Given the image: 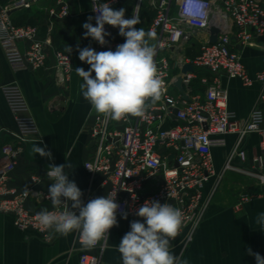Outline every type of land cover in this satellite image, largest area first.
<instances>
[{"label": "built area", "instance_id": "built-area-1", "mask_svg": "<svg viewBox=\"0 0 264 264\" xmlns=\"http://www.w3.org/2000/svg\"><path fill=\"white\" fill-rule=\"evenodd\" d=\"M125 0H95L96 4L109 3L117 9ZM143 0H138L141 6ZM93 0H91V3ZM155 9L148 31L156 33L157 48L155 63L165 88L161 101L149 108L145 118L129 116L121 121L105 119L93 109L89 116L87 130L90 135L91 157L84 166L89 174V189L106 188L107 194H115L120 206L117 215L127 212L133 219L146 200L169 203L182 211V231L197 227L202 213L203 189L216 175L213 146L216 139L227 134L237 136L233 150L227 157L225 170H234L264 187V72L249 75L242 62L238 47L254 45L264 37V0H149ZM29 7L30 2L19 0L11 7L0 5V47L9 66L14 71L38 70L45 66L51 42L40 35L37 25H19L11 18V10ZM95 22V13L92 10ZM51 17L64 18L69 15V6L60 2L50 10ZM226 17V18H225ZM96 23V22H95ZM216 26L221 33L214 43L209 42V28ZM110 33L107 43L96 41L95 50H115L123 43ZM206 32L199 52L193 58L183 54L189 41L200 32ZM57 79L64 84L69 80L73 59L61 50L54 52ZM194 67L193 73L182 74L184 64ZM198 71L213 76L212 81L201 77L205 91L199 92L191 85ZM221 73L230 78H241L249 86L255 80L262 84L257 106L246 120L236 117L229 108V93L222 85ZM94 75V73H93ZM179 75L184 78L183 87L189 95L185 100L175 86ZM1 91L12 111L18 141L5 143L2 148L0 168V211L15 215V224L21 230H34L45 241H52L53 235L41 230L36 214L31 211L27 200L34 196L46 209L54 210L46 199L47 191L37 190L34 185L41 182L39 175H32L34 185L26 192H20L10 185L11 173L18 166L23 141L29 136L39 135V125L30 113L29 102L18 84H4ZM177 108L176 119L174 109ZM251 133L260 136L259 151L248 166H236L239 158L247 162V152L241 148L243 140ZM88 168L92 169L89 170ZM252 194L245 193L247 201ZM110 233V232H109ZM192 234L188 237L191 239ZM79 241L78 233L76 235ZM81 244V243H80ZM108 237L95 247L83 248L80 264H109L104 259Z\"/></svg>", "mask_w": 264, "mask_h": 264}, {"label": "crops", "instance_id": "crops-1", "mask_svg": "<svg viewBox=\"0 0 264 264\" xmlns=\"http://www.w3.org/2000/svg\"><path fill=\"white\" fill-rule=\"evenodd\" d=\"M19 0H0L2 7H11ZM29 7L11 10V18L19 25H37L40 35L51 42L47 61L38 70L14 71L9 66L0 47V168L2 166L1 148L5 143H16L17 127L15 117L7 105L1 86L18 84L29 102L30 113L39 125V135L29 136L23 141V153L16 169L11 173L10 185L20 192L30 189L34 183L32 175L41 176L37 190L47 191L52 183L46 176L47 165L71 164L65 168L69 179L75 181L81 189L82 200L86 204L90 199L106 195V188L89 189V174L85 162L91 157L90 135L87 130L92 111L90 103L80 93L75 68L89 69L87 63L78 58L77 45L80 48L92 47L96 41L84 38L83 23L93 17L91 0H31ZM60 2L69 6V15L54 18L50 15L52 8ZM95 26L94 18L91 20ZM111 27V26H110ZM112 28V27H111ZM202 31L193 37L183 50L189 58L198 54L201 42L206 38ZM120 41V40H119ZM154 43V41H152ZM73 49L70 54L67 48ZM61 50L69 53L73 67L69 80L62 84L57 79L54 52ZM242 62L247 72L255 79L264 72V39L254 45L238 47ZM222 85L229 93V108L237 118L246 120L257 106L262 84L257 80L252 85H245L241 78H230L221 73ZM206 77L212 81L213 76L205 71H198L197 77ZM205 86V85H204ZM205 91V89H204ZM204 91H200L203 93ZM237 136L227 134L215 140L213 146L216 175L203 189L202 213L192 232L190 228L182 231L176 241H171L174 254L188 260L189 264H256L247 249L264 256V232L255 224L258 213L264 212V187L255 179L234 170H225L228 155L233 150ZM42 141L38 146L47 145L53 159L32 154L33 142ZM260 136L251 133L243 140L241 148L247 152L248 160L243 163L234 160L236 166H248L253 156L259 151ZM252 194V198L243 201L242 195ZM28 208L35 212L47 208L34 196L27 200ZM118 226L110 230L104 259L109 264H122L117 246L125 233L130 231L133 219L117 215ZM143 222V219H139ZM192 234L191 239L188 237ZM77 232L67 236L53 234L52 241H45L34 230H21L15 224V215L0 211V264H80L82 246L76 239Z\"/></svg>", "mask_w": 264, "mask_h": 264}, {"label": "clouds", "instance_id": "clouds-1", "mask_svg": "<svg viewBox=\"0 0 264 264\" xmlns=\"http://www.w3.org/2000/svg\"><path fill=\"white\" fill-rule=\"evenodd\" d=\"M92 10L97 13L96 23L93 26L91 16L83 23L84 38L91 37L105 45V37L110 35L105 31L107 24L118 28L119 35L125 39L114 51L97 52L92 47L77 45L79 60L90 66L87 71L82 67L75 68L82 79L80 93L105 119L145 118L149 108L161 101L165 88L154 59L157 48L152 41L156 33L136 27L140 19L135 10L131 18H125L126 9H113L107 2L98 5L95 0ZM66 51L71 54L73 49L69 47ZM41 143L33 142L30 152L52 160V152L46 150L47 145L38 146ZM65 168L71 169L72 165H47L46 176L52 183L45 198L51 201L54 210L42 209L36 214V221L49 236L77 232L82 246L95 247L109 237L113 227L118 226L120 206L115 202L116 193L92 198L85 204L81 189L69 179ZM135 215L143 222L139 219L130 222V231L121 238L117 250L122 264H189L188 260L174 254L171 247V240L183 227L184 216L179 208L157 200H146ZM127 216V212L123 213V219ZM255 224L264 232V212L257 214ZM247 254L254 257L256 264H264V256L251 248L247 249Z\"/></svg>", "mask_w": 264, "mask_h": 264}, {"label": "rangeland", "instance_id": "rangeland-1", "mask_svg": "<svg viewBox=\"0 0 264 264\" xmlns=\"http://www.w3.org/2000/svg\"><path fill=\"white\" fill-rule=\"evenodd\" d=\"M137 4H138V0H125V1H123L122 4H120L118 6V8L116 10H118L120 8L126 9L125 18H131L132 14H133V10H135V12H136ZM138 16L140 19V23L136 27L143 28V29H145V31H148L149 24H150L152 18L155 16V9L150 4L149 0H143L142 1ZM112 30L115 34L116 40L117 41L120 40L121 42H123L125 38L119 35V29L112 27ZM200 81H201V78L194 79L192 81L191 85L193 86V88L197 89L199 92L200 91L202 92V91H204V89L206 87Z\"/></svg>", "mask_w": 264, "mask_h": 264}, {"label": "water", "instance_id": "water-1", "mask_svg": "<svg viewBox=\"0 0 264 264\" xmlns=\"http://www.w3.org/2000/svg\"><path fill=\"white\" fill-rule=\"evenodd\" d=\"M28 2L31 0H27ZM221 33L220 28L216 27V26H211L209 28V42L210 43H214L217 41L218 39V35ZM260 39H264V37H261ZM194 67L192 64L186 63L183 65L182 69H181V73L182 74H187V73H193L194 72ZM183 82H184V78L182 75H179V77L177 78V81L175 82V86L178 88V90L183 94V97L185 100H189V95L186 93L184 87H183ZM178 112V109L175 108L174 109V116L173 118L176 119V114ZM93 145V143H91V146Z\"/></svg>", "mask_w": 264, "mask_h": 264}, {"label": "bare ground", "instance_id": "bare-ground-1", "mask_svg": "<svg viewBox=\"0 0 264 264\" xmlns=\"http://www.w3.org/2000/svg\"><path fill=\"white\" fill-rule=\"evenodd\" d=\"M139 9H140V5L139 4H137V7H136V14L138 15V13H139ZM226 18V17H225Z\"/></svg>", "mask_w": 264, "mask_h": 264}, {"label": "trees", "instance_id": "trees-1", "mask_svg": "<svg viewBox=\"0 0 264 264\" xmlns=\"http://www.w3.org/2000/svg\"><path fill=\"white\" fill-rule=\"evenodd\" d=\"M114 33V32H113ZM114 39H116V37H115V34H114ZM118 39V38H117ZM119 40V39H118Z\"/></svg>", "mask_w": 264, "mask_h": 264}]
</instances>
